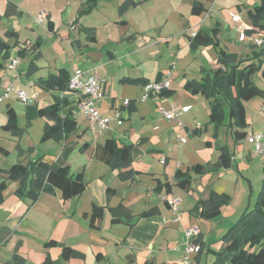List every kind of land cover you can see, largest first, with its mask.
<instances>
[{"label": "crops", "instance_id": "crops-1", "mask_svg": "<svg viewBox=\"0 0 264 264\" xmlns=\"http://www.w3.org/2000/svg\"><path fill=\"white\" fill-rule=\"evenodd\" d=\"M85 1L0 0V41L9 45L0 67V96L9 93L0 101V181L14 163L42 157L70 166L87 183L79 196L64 199L55 188L33 201L16 192L20 180H8L0 202V264H40L47 254L60 264H176L184 254L185 229L192 225L199 226L200 249L192 254L190 264H212L230 228L223 220L225 209L246 198L249 187L253 191V183H244L238 172L244 171L237 170L236 164L238 168L248 165L255 152L244 139L241 150H232L226 142L233 152L232 166L210 168L221 153L216 144L224 142L222 132L225 129L228 136L230 128L222 126L217 140L210 99L185 86L220 66L216 48L195 46L192 38L200 29L218 26L222 45L228 48L222 35L237 25L231 11H238L246 31L254 29L252 37L257 36L258 28L247 15L255 1L98 0L80 14ZM195 3L202 5L200 11L193 10ZM40 13L45 14L42 22L36 20ZM238 28V33L230 31L226 38L239 37L245 46L238 53L246 57L248 39ZM16 56L19 63L9 67ZM61 69L70 76L76 70H96L103 79L98 107L110 117L103 133L80 109L76 91L42 83ZM164 77L170 78L168 92L146 93L144 82ZM20 90L32 98L22 101L17 97ZM59 97L67 99L65 109L74 112L77 126L65 139L43 141L45 127L53 120L41 115L39 107ZM160 105L167 109L191 105L180 114L184 126L163 117ZM9 107L16 112L17 134L4 127ZM245 107L247 131L263 133L264 116L257 122L249 116L246 101ZM114 141L132 145L128 161L108 163L100 158L103 147L112 148ZM260 162L264 164V159ZM198 163L210 169H192L189 186H180L176 172ZM212 192L232 198L219 214L206 218L204 205L198 204ZM173 197L181 200L177 212L169 203ZM94 205L102 206L104 214L92 225ZM145 211L150 213L142 215ZM50 239L60 244L46 247ZM62 245L75 248L78 255L63 260Z\"/></svg>", "mask_w": 264, "mask_h": 264}, {"label": "trees", "instance_id": "trees-1", "mask_svg": "<svg viewBox=\"0 0 264 264\" xmlns=\"http://www.w3.org/2000/svg\"><path fill=\"white\" fill-rule=\"evenodd\" d=\"M98 0H86L80 9V14L90 11ZM202 5L195 3L193 10L200 11ZM248 19L254 28L264 29V0L247 10ZM49 27L53 28V22L49 21ZM220 28L217 26L207 31L200 29L193 36V45H213L218 54L220 66L215 70H210L200 80H188L186 88L192 93H201L210 99L211 121L215 125L214 137L219 140L221 127L227 125L230 128L234 141L240 142L248 133L245 101L257 96L264 97V89L257 86L253 81L254 72L261 70L264 77V48L256 50V45H251L252 56H240L237 52L227 50L219 37ZM254 32L248 29L247 33ZM37 45V49H36ZM38 50L40 43L36 44ZM9 45L0 41V67L3 66V59L8 52ZM2 53V54H1ZM70 75L65 69H61L58 74H51L48 78L42 79V83L47 87L58 88L62 91L68 87ZM161 80V79H158ZM150 82H144V85ZM165 90V89H164ZM163 92V91H161ZM168 90L164 91V93ZM67 99L58 98L54 103L40 106L41 115H46L53 120L47 124L42 136V140L50 138L65 139L75 130L77 119L70 109L66 111ZM5 128L12 130L16 134L20 131L17 125L16 112L13 107L8 108V121ZM210 143V142H209ZM216 146L221 151L218 162L212 167L203 164H196L187 170L179 169L176 172L177 183L187 188L191 182V170L197 172L205 169L232 166L233 152L226 143L219 140ZM132 145L114 141L112 148L103 147L100 158L108 163L117 159L124 163L131 158ZM210 167V168H209ZM2 172V169H0ZM5 172V171H4ZM8 180H20V187L16 191L20 196H27L36 201L44 191H53L59 188L63 198L69 199L82 194L87 183L82 173H73L68 165L46 162L42 157L30 161L29 163H14L6 170V176L0 181V202L2 192L7 187ZM264 181V179H263ZM218 199L216 202L214 199ZM231 199L229 194H217L212 192L209 199L199 202L204 205L202 215L206 218L216 216L221 211V206ZM213 202L215 204L213 205ZM209 204H212L208 207ZM145 211L142 215H148ZM104 214V208L99 205L93 206L91 224L95 225L98 219ZM118 219L114 218L113 221ZM222 245L216 252V258L212 264H264V182L259 193L255 207L242 214L238 221L233 224L223 235ZM60 243L56 239L45 242L46 247L57 246ZM78 252L71 246L62 245L61 258L69 260L77 256ZM40 264H60L47 254Z\"/></svg>", "mask_w": 264, "mask_h": 264}, {"label": "built area", "instance_id": "built-area-1", "mask_svg": "<svg viewBox=\"0 0 264 264\" xmlns=\"http://www.w3.org/2000/svg\"><path fill=\"white\" fill-rule=\"evenodd\" d=\"M233 20L240 25V29L244 32L246 31V25L243 24L241 15L238 11L230 12ZM45 18V14L40 13L37 17L38 22H42ZM197 32L193 33V36ZM242 38L246 39L247 34L243 33ZM252 42L260 47L264 48V35L255 36L251 38ZM20 59L18 56L13 57L8 66L11 68L16 67ZM103 79L100 77L96 70H76L69 79L68 87L77 93V100L80 109L86 114L90 119L92 125L97 129L99 133H103L108 129V123L110 120L109 116H105L100 112L98 107V100L103 94ZM170 86V78L164 77L161 80L150 81L144 85L146 93H160L164 89H168ZM147 94V95H148ZM9 93L6 92L4 95L0 96V101L5 97H8ZM17 97L22 101H29L32 97L26 91L20 90L17 92ZM128 103V101H127ZM191 108V105L184 107L175 106L172 109H167L164 105L159 106V111L166 119L170 121H176L178 127H183L184 122L180 118L182 111H187ZM264 108V107H263ZM120 112L116 113V117L120 118ZM184 139V138H183ZM246 139L253 143L256 152L264 153V133H254L248 132ZM179 197H173L169 199V203L173 210L177 212L179 210L180 204ZM179 217L177 216L176 219ZM200 234L199 226L192 225L185 229V243H184V254L183 257L178 260L176 264H190L192 260V254L200 249V244L197 240Z\"/></svg>", "mask_w": 264, "mask_h": 264}, {"label": "rangeland", "instance_id": "rangeland-1", "mask_svg": "<svg viewBox=\"0 0 264 264\" xmlns=\"http://www.w3.org/2000/svg\"><path fill=\"white\" fill-rule=\"evenodd\" d=\"M255 4H259L261 0H254ZM254 6V4H253ZM227 9H229V6L226 7L225 10V19H227L228 15H227ZM224 19V20H225ZM45 23V22H44ZM234 24V23H233ZM237 25H235V28L238 26L239 31L240 29V25L236 22ZM244 24V22H243ZM207 26V25H206ZM234 28V25L232 26L231 29L229 30H225V33L222 35L223 36V41L225 44H227L226 46L228 48H226L227 50L231 51V52H235L237 51V53L239 52L238 50H241L242 47L245 46V44H242L243 42L239 39V37L235 38L234 36L231 37V39L226 38V36L229 35L230 31H233L231 34L235 35L236 33H238L237 29ZM259 32L257 36H262L264 35V29H257ZM242 31V30H241ZM243 32V31H242ZM243 33H247V31H244ZM251 37H248L245 40L246 43H248V47L250 48V56H252L253 50L251 48V45H253L254 43L252 42L251 38H252V34L250 33ZM46 43H48V40L45 39ZM256 45V44H254ZM256 50L260 51L261 47L256 45ZM239 54V53H238ZM240 54H243L242 52ZM239 54V55H240ZM242 56V55H240ZM253 81L255 82V84L261 88L264 89V77L262 75V71L261 70H256L254 72V76H253ZM264 105V97L262 96H257L253 99H250L248 101H246V106L248 108V114L249 116H251L253 119H256L257 122H262L263 120V116H264V111L261 110V107ZM262 111V112H261ZM262 113V114H260ZM263 126V125H262ZM264 127H262L260 130L263 131ZM264 133V132H263ZM222 136H223V143H226L230 146V148L232 150L236 149V150H241L243 149V142H237L236 146L233 144V136L229 130L228 136L226 134L225 129L222 132ZM245 141H247L248 143H250L246 138H244ZM253 151L255 152V154L253 153V159H251L250 163L248 165H238L236 164V169L237 170H243L244 173L241 174L240 171L239 175L240 177H242L243 181L245 184H248L249 181L251 180V182L253 183V191L251 194V188L249 187L248 189V193L246 198L244 199H240L238 198L237 200H235L234 206H230V208H226L223 214V220L228 223V226L230 225V227L235 224L238 219L242 216V214L244 212H246L248 209L251 210L255 207V203L257 201V198L259 196V193L262 189V185H263V179H264V164H261L260 159H264V153H259L256 152L255 146L252 143L251 144ZM252 149H251V153H252ZM248 182V183H247ZM232 198V195H231ZM216 258V257H215Z\"/></svg>", "mask_w": 264, "mask_h": 264}]
</instances>
